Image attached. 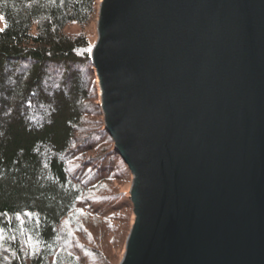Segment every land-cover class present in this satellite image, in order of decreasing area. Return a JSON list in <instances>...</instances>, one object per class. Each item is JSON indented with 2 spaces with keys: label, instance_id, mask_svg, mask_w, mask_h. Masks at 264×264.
<instances>
[{
  "label": "water",
  "instance_id": "water-1",
  "mask_svg": "<svg viewBox=\"0 0 264 264\" xmlns=\"http://www.w3.org/2000/svg\"><path fill=\"white\" fill-rule=\"evenodd\" d=\"M91 63L131 173L116 264H264V0H98Z\"/></svg>",
  "mask_w": 264,
  "mask_h": 264
},
{
  "label": "trees",
  "instance_id": "trees-1",
  "mask_svg": "<svg viewBox=\"0 0 264 264\" xmlns=\"http://www.w3.org/2000/svg\"><path fill=\"white\" fill-rule=\"evenodd\" d=\"M97 5L0 0V264L85 263L63 221L86 201V174L90 181L118 161L126 166L112 145L82 156L108 137L104 126L78 142L93 44L67 29L96 18Z\"/></svg>",
  "mask_w": 264,
  "mask_h": 264
},
{
  "label": "rangeland",
  "instance_id": "rangeland-1",
  "mask_svg": "<svg viewBox=\"0 0 264 264\" xmlns=\"http://www.w3.org/2000/svg\"><path fill=\"white\" fill-rule=\"evenodd\" d=\"M96 25L97 16L85 26L70 25L67 32L84 34L88 41L94 44L97 38ZM92 71L93 76L83 82L86 93L92 94L84 101L83 108L86 112L82 115V127L77 133L78 142L79 139L85 140L87 135L91 138L93 133L90 132L104 126L103 117L95 107V104L100 103V93L97 91L99 85L94 67ZM57 80L54 82L57 83ZM94 89L96 91H93ZM105 137L89 142L87 148L81 152L82 156L99 154V150L109 148L110 145L114 147L110 135ZM106 139L108 141H105ZM74 156L76 157L73 163L84 161L82 159L85 157ZM86 176L84 177L88 182L85 188L87 191L84 193L86 201L64 219L63 226L70 232L72 248H76L75 251L78 253L79 251L84 253L83 264H116L133 223L128 193L132 175L129 169L118 161L116 168L104 172L94 180L89 181V174ZM76 183L81 186L80 182Z\"/></svg>",
  "mask_w": 264,
  "mask_h": 264
},
{
  "label": "snow or ice",
  "instance_id": "snow-or-ice-1",
  "mask_svg": "<svg viewBox=\"0 0 264 264\" xmlns=\"http://www.w3.org/2000/svg\"><path fill=\"white\" fill-rule=\"evenodd\" d=\"M0 19H2V17H0Z\"/></svg>",
  "mask_w": 264,
  "mask_h": 264
}]
</instances>
